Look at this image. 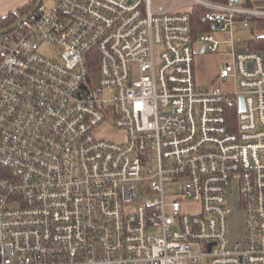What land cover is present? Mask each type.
Segmentation results:
<instances>
[{
    "label": "built area",
    "instance_id": "2783aa9c",
    "mask_svg": "<svg viewBox=\"0 0 264 264\" xmlns=\"http://www.w3.org/2000/svg\"><path fill=\"white\" fill-rule=\"evenodd\" d=\"M253 17L41 0L0 35V264H264V51L232 37ZM199 53L229 55L213 84Z\"/></svg>",
    "mask_w": 264,
    "mask_h": 264
},
{
    "label": "trees",
    "instance_id": "16d2710c",
    "mask_svg": "<svg viewBox=\"0 0 264 264\" xmlns=\"http://www.w3.org/2000/svg\"><path fill=\"white\" fill-rule=\"evenodd\" d=\"M208 2L216 3V4H227L228 0H206ZM250 0H243L242 7L250 8L249 4ZM35 0L32 1L30 5L21 7L16 11L9 12L4 17L0 18V30H3L13 23H15L19 18L26 15L34 6ZM210 9L202 6H193L189 11L190 18V26L192 35L196 37L199 34L208 33L212 31V23L208 19V14L210 13ZM251 22H264V19L259 17H253L250 19ZM245 44L256 51H264V36H252V38L248 39ZM236 116L235 109L233 110V121Z\"/></svg>",
    "mask_w": 264,
    "mask_h": 264
},
{
    "label": "rangeland",
    "instance_id": "374dc122",
    "mask_svg": "<svg viewBox=\"0 0 264 264\" xmlns=\"http://www.w3.org/2000/svg\"><path fill=\"white\" fill-rule=\"evenodd\" d=\"M160 1L163 2L165 0H160ZM177 1L180 2V0H177ZM9 2L10 0L6 1L7 4H9ZM233 31H234V38H237V37L246 38L250 33V28L244 29L239 24L236 23L233 26ZM221 38L223 39V36H221ZM226 38H228V36ZM40 51L45 53V55H49L52 57H55L59 54V50L56 47L50 46V45H41ZM198 57H202V58L199 59ZM229 59H230L229 55H225V57L222 59V56H219L217 54H211V53L200 54L199 53L198 55H196L195 63L203 62L204 68L202 72L204 73L205 77H209L210 75L213 76V74H215L216 76L214 77L216 78L217 77L216 73L219 69L220 64L228 61ZM196 79L198 81V84L200 85L207 84V83L199 82L197 75H196ZM228 88L230 89L231 86H229ZM102 132L109 134V137H112L113 139H119L121 136V133L118 131H112V130L108 131L106 129V130H103ZM186 210H189V212H195L197 211V207H195L194 205H189ZM234 226H235V229L237 230L238 226L236 225V222H234ZM234 233H235V230L233 229V234H232L233 236H234Z\"/></svg>",
    "mask_w": 264,
    "mask_h": 264
},
{
    "label": "crops",
    "instance_id": "0c3cea01",
    "mask_svg": "<svg viewBox=\"0 0 264 264\" xmlns=\"http://www.w3.org/2000/svg\"><path fill=\"white\" fill-rule=\"evenodd\" d=\"M6 1L7 0L0 1V18L4 17L9 12H13V11H16L17 9H19L21 7L30 5L33 0H10L9 4H7ZM154 2L167 5L170 3V0H165L163 2H161L160 0H154ZM239 4L240 5L243 4V0H239ZM249 4H250L251 9L264 10V0H250ZM247 28H250V33L246 38L237 37V38L241 39L244 43L248 39L252 38V36H258V35L264 36V22L258 23V22L249 21V26ZM244 29H246V28H244ZM228 35H229V33L228 34H220L218 36L220 38H221V36H223V38H226ZM232 37H234V31L233 30H232ZM198 58L200 59L202 57H198ZM221 66H222V64H220L219 68ZM203 68H204L203 62L196 63V75H197L199 82L207 83V84H203V85H210V84L215 83L216 78L214 76H216V75L213 74V76L210 75L209 77H205L204 73L202 72Z\"/></svg>",
    "mask_w": 264,
    "mask_h": 264
},
{
    "label": "water",
    "instance_id": "95a60500",
    "mask_svg": "<svg viewBox=\"0 0 264 264\" xmlns=\"http://www.w3.org/2000/svg\"><path fill=\"white\" fill-rule=\"evenodd\" d=\"M231 2L233 3H237L238 0H231ZM41 3V0H35V4L34 6L32 7V9L24 16H22L21 18H19L15 23H13L11 26L3 29V30H0V35H3V34H6V33H9L11 32L14 28H16L18 25L22 24L23 22L27 21L34 13L35 11L38 9L39 5ZM217 25L213 26L212 29L214 31L217 30ZM243 110V102H242V99L240 98L239 99V111H242Z\"/></svg>",
    "mask_w": 264,
    "mask_h": 264
}]
</instances>
